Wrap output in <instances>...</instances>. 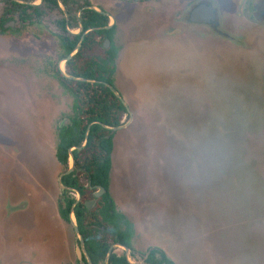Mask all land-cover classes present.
Masks as SVG:
<instances>
[{
    "label": "rangeland",
    "instance_id": "obj_1",
    "mask_svg": "<svg viewBox=\"0 0 264 264\" xmlns=\"http://www.w3.org/2000/svg\"><path fill=\"white\" fill-rule=\"evenodd\" d=\"M243 2L219 0L233 39L189 25L159 37L142 21L122 53L132 119L115 137L113 197L136 250L176 264H264V21L227 17ZM35 53L0 37V264H78L55 157L71 98L34 78L55 51Z\"/></svg>",
    "mask_w": 264,
    "mask_h": 264
},
{
    "label": "flooded vegetation",
    "instance_id": "obj_2",
    "mask_svg": "<svg viewBox=\"0 0 264 264\" xmlns=\"http://www.w3.org/2000/svg\"><path fill=\"white\" fill-rule=\"evenodd\" d=\"M241 5H244L241 14L234 13L229 8L227 17L235 15L239 18L241 15L248 23L259 26L263 24L264 0H244ZM200 7L205 9L194 16ZM221 11L219 0H0V37L12 39L27 51L32 46L36 51L34 56L37 59H40L37 55L38 47L50 46L51 51H55L56 62L53 63L48 57L44 58V61H41V67L38 69L37 66L38 70L34 78L41 76L45 80H54L71 98V112L66 115L67 119L58 125L55 157L57 162L65 168L57 182L60 192L59 215L63 221L73 226L78 264H112L113 255L125 258L129 264H151L150 259L155 261L151 258L153 250L162 251L173 261L163 249L158 247H150L145 253L136 250V225L128 214L118 209L113 197L115 137L126 126L125 117L129 116L132 119L126 99L117 90L116 83L117 80H123L122 74L125 68L121 65L124 64L122 62H124L125 54L122 53L127 52L130 38L143 32L144 29L140 28L143 26L142 21L149 22L148 31L159 37L167 38V36L176 35L181 32L176 29L177 26L179 28L180 25H189L195 28H206L207 33L212 36L233 39L223 30L224 18L221 17ZM167 20H169L168 24ZM69 57L71 58L68 59ZM91 66H94V70H89ZM75 67L82 68L88 73L92 72L96 78L75 76ZM106 80H113V84ZM71 82L104 85L125 107L118 126L109 127L95 122L110 132L106 139H112V152L109 155L111 169L107 186L94 180L92 173L88 171V168L83 167L82 163L78 164L74 155L75 152L81 153L86 150L92 125L88 128L85 140L79 146L69 149L67 162L63 164L58 160L60 133L72 127L75 118L76 96L71 90L75 85ZM92 144L100 145L101 142H92ZM98 150L104 156L108 155L101 147L97 150L93 149V152L97 153ZM100 161L102 165L105 164L104 159ZM113 204L115 210L124 215L132 226L129 246L114 241L112 237L100 235V237L88 238L80 232L76 209L84 211L85 220L90 224V221L94 222L90 220L94 215L97 220H102L107 209L113 215L114 211L110 209ZM63 210L69 212V220L63 217ZM105 225L92 226L102 231L106 228ZM76 227L79 234L76 232ZM156 258L160 259V255L156 254Z\"/></svg>",
    "mask_w": 264,
    "mask_h": 264
},
{
    "label": "trees",
    "instance_id": "obj_3",
    "mask_svg": "<svg viewBox=\"0 0 264 264\" xmlns=\"http://www.w3.org/2000/svg\"><path fill=\"white\" fill-rule=\"evenodd\" d=\"M74 70L75 76L82 75L84 78H96L92 72H85L82 68L79 69L75 67ZM89 70H94V66H91ZM106 81L113 84V80ZM71 83L75 85L71 88L76 96L74 109L75 118L73 119V126L62 130L60 133V145L57 154L58 160L63 164L67 162L69 149L73 146H79L85 140L88 128L92 125L89 130V143L86 150L81 153L75 152L74 155L78 164L82 163L83 167L88 168V171L92 173L94 180H98L100 183L107 186L111 169L109 155L112 152V139L107 140L106 136H108L110 132L102 125L96 124L95 122H100L109 127L118 126L121 114L125 111V107L121 101L114 96L112 91L104 85L82 82ZM99 141L101 142L100 145L92 144V142ZM98 147L105 150L108 155L104 156L99 150L97 153H94L93 149L97 150ZM101 159L105 160V164L102 165L100 161ZM107 206L108 204L106 202V208ZM110 209L114 211L113 215H111L109 209H107L104 215L102 212V220H97V217H94V215L93 218L90 219L94 222L90 221V224L85 220L86 215L84 216V211L76 209V217L81 234L88 238L100 237V235L106 236L107 238L112 237L114 241L129 246L132 237L131 224L124 215L115 210L114 204L111 205ZM62 215L66 220H69L68 211L63 210ZM87 219L89 220V218ZM84 220L86 226L84 224L85 222H82ZM93 223L99 226L106 224V228L99 231L98 229H94L92 226L94 225ZM156 254L160 255V259L156 258ZM151 258L155 260L153 261L150 259L149 263L151 264H175L159 250H153L151 252ZM111 263L129 264L125 258H118L115 255L111 257Z\"/></svg>",
    "mask_w": 264,
    "mask_h": 264
},
{
    "label": "water",
    "instance_id": "obj_4",
    "mask_svg": "<svg viewBox=\"0 0 264 264\" xmlns=\"http://www.w3.org/2000/svg\"><path fill=\"white\" fill-rule=\"evenodd\" d=\"M205 8L204 7H200V9H198L196 12H195V14H194V16H196L198 13H200L201 11H203ZM211 12V11H210ZM71 57H69L68 59H70ZM67 59V60H68ZM82 81H85V80H82ZM76 232L79 234V230H78V228L76 227Z\"/></svg>",
    "mask_w": 264,
    "mask_h": 264
}]
</instances>
